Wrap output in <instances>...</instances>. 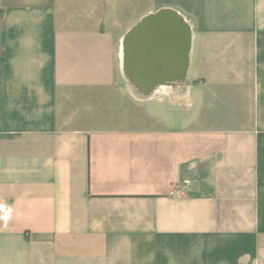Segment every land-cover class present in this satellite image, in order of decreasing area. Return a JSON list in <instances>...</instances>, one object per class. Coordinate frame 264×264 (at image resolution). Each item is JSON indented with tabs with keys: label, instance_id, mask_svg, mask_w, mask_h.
Segmentation results:
<instances>
[{
	"label": "crops",
	"instance_id": "crops-1",
	"mask_svg": "<svg viewBox=\"0 0 264 264\" xmlns=\"http://www.w3.org/2000/svg\"><path fill=\"white\" fill-rule=\"evenodd\" d=\"M162 7L203 94L124 72ZM0 264H264V0H0Z\"/></svg>",
	"mask_w": 264,
	"mask_h": 264
},
{
	"label": "water",
	"instance_id": "water-1",
	"mask_svg": "<svg viewBox=\"0 0 264 264\" xmlns=\"http://www.w3.org/2000/svg\"><path fill=\"white\" fill-rule=\"evenodd\" d=\"M191 28L175 9L162 7L142 16L123 38V69L136 88L149 94L182 78L188 67Z\"/></svg>",
	"mask_w": 264,
	"mask_h": 264
},
{
	"label": "rangeland",
	"instance_id": "rangeland-1",
	"mask_svg": "<svg viewBox=\"0 0 264 264\" xmlns=\"http://www.w3.org/2000/svg\"><path fill=\"white\" fill-rule=\"evenodd\" d=\"M177 11L183 17H185L186 19L188 18L190 20V18L187 17V14L184 13L182 10L179 9ZM189 58H190L189 66H188V69H187L185 75L183 76L184 81L181 83L182 85H185L184 89H187V87L190 84V82H188V81L191 80L192 77L196 74V69H195V65H194V62H193L194 61L193 60V55H192L191 51L189 53ZM198 81H199V83L203 82V80L198 78V77H197V79L192 80V82H198ZM187 91H189L191 94L197 95V94H203L205 92V88L203 86L198 85V84H190V86L188 87ZM189 111H191V110H189ZM187 112H188V110H185V113H187ZM188 113H190V112H188Z\"/></svg>",
	"mask_w": 264,
	"mask_h": 264
}]
</instances>
